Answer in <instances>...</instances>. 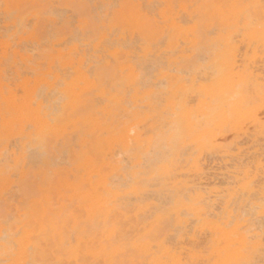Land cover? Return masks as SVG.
<instances>
[{"label":"rangeland","instance_id":"obj_1","mask_svg":"<svg viewBox=\"0 0 264 264\" xmlns=\"http://www.w3.org/2000/svg\"><path fill=\"white\" fill-rule=\"evenodd\" d=\"M75 1L76 0H0V4L20 3V4L36 5V6H40L38 9H36L37 11H41V12L48 14V20L44 24L41 25L39 30L28 33L24 48L26 52L29 55H31V57L35 60L36 64L44 65L52 73L59 72L63 79L66 77L68 78L67 80L68 82H70L71 79L76 76L75 68L79 66V63L83 64L84 70L88 71L87 74L92 79L94 76L93 71L103 66L105 64L106 59L109 58V56H107L108 52L102 51V50H105L104 48H107V49H110V51H113L115 46L120 45L122 48V53L120 55H124V56H126V54L127 56L132 55L131 57L133 58V60L131 59L130 62L135 66L136 72L138 74L136 78L137 89L139 90V95H138L139 100L137 103L138 106H136L134 103L130 101L132 96L135 94V92L131 95H128L129 98L126 96V100H128V104H129V106H127V103H125L124 106L126 107V110H124L119 105L113 106V104H111V108L115 116L113 117L114 119H110L109 122L112 123L113 121L111 130H114V128L116 127H121L122 122L130 121L134 113H138V119L143 120L139 125L140 128L138 129L139 132L141 133V136L138 141H134L132 143L131 149L129 150L130 152L126 153L124 156L116 155L114 157L115 160H122L120 164L122 163L126 164L127 160H130L127 162L128 168L126 167L125 169V167H122V169L120 170V175L111 173L110 167H106L103 172L109 175V179L112 183H114V185L120 186L121 188V186L124 185L123 182H125V185L129 184L130 182L128 178L129 176L133 178L132 176L133 173H135L136 171H139V173L137 174V177L134 178L136 181L134 185V190L135 188H140L143 190L139 192L140 193L139 199H136L133 201L123 199V202L125 203L124 211L127 213V216H122L117 211H113L114 213L113 219L121 220L124 223L125 227H133L137 229L136 222L139 223L140 226L142 224L148 225L152 223L150 219L145 218V216L143 215V210L149 207V205L162 206L164 209H171L175 205L174 201H172L173 191L171 189V180L165 177H162L159 180L152 179L153 175L159 171L160 166L165 164V162H174V165L180 168L179 170L180 174L177 176V179H182V180L195 179L201 182L202 186L208 189L207 190L208 193L206 195L207 196L212 195L214 199V202L212 203V205L208 206L207 208L209 210V214L213 216L217 214H222L224 211L223 210L224 200H225L224 196H226L227 194V188L236 186V184L234 183L235 179L233 178V176H236L238 173H241L242 170H244L245 168L249 166H254L257 155L258 156L260 155L261 157L262 154H264V146H263L264 139H262V132H264L263 131L264 129L261 130L260 127H256L254 123L251 121V119H246V120L241 121L240 124L236 126V128L233 127L232 122L226 123L222 129H219L216 131L219 135V139L215 147H213V145L210 143L206 149L202 150V153L196 150L195 158L197 156H199V159L201 158L200 164L203 167V173L201 175H196L194 171H189L190 170L189 168L191 166V163L189 161H191L194 158H193L191 149H188L187 151L185 149L187 145L193 144V143L191 142L190 137L183 135L179 126L173 121L174 116L170 113V109L168 107V104H169L168 98L170 96L169 79L174 80V81L176 80L177 77L185 79L189 86L194 85L195 88L199 87L200 84L211 86L213 83V79L217 76V73L215 70L216 65L213 64V62H214V53L218 50V46L216 44L211 45L209 48L210 51H205L203 53H200L198 56L200 55L201 57L203 56L201 59L200 57L199 58L183 57L182 59L181 53L179 51L177 53L172 54L170 51L167 50V36H168L167 34H169L170 31L169 29L165 27L160 11L161 9L165 7H171L174 10V12L178 14V17L182 25L184 27H188L193 24V21L190 20L189 14L181 10L183 5H187L189 11L191 12L192 10L198 8L200 5H202L201 7H204L208 3L211 4L213 2L215 3L219 2L222 5V4H235V3H250V0H198L200 2H198L197 0H77L78 2H75ZM195 1L198 3H196ZM117 5H123L126 7H123L117 10V8L115 7ZM73 6L76 8H73ZM109 7L110 8L112 7L111 8L112 10ZM146 7H148V9L150 10H148ZM83 10L85 12H83ZM131 10L138 18L141 19L143 24L145 23L151 24V25L156 26L158 31H162V28H163V31H166L164 32V36L162 38L163 40L160 39V40H157L156 43L154 41L153 42L154 44L153 43L151 44L152 45L151 52L149 50H145L143 46L144 42L141 39V37L138 36L139 33H135L137 31L132 30L131 27H129L127 31H125V29L122 27L120 28L119 33H118V30L113 31L110 27L109 22L117 14V11H119L121 15L123 13H126L128 15V12ZM77 13H79V15H77ZM82 13L84 14L86 13L85 15H87L91 19L93 17L92 20L94 21V25L95 23L98 24V25L96 24V27H94V30L95 28H98L102 25V27L98 29L100 30V32L105 31L109 36V40L111 44L109 43V40H108L109 44L108 43L104 44L103 49L99 48V50L102 49L101 53L100 51H97L94 49L95 48L94 45L97 42V39L95 37L96 34L95 36H93L94 34L91 35V33H94L93 31L91 33L89 32L86 33V31L83 28H79V31H80L79 32L77 31L78 24H73V23L71 24V22L73 21V18H78L80 14ZM108 13H110L111 15H107ZM184 13L185 15L183 16ZM194 14L195 16L193 19L196 21L199 19V14L198 12L197 14L196 13ZM158 15L161 20V23H153V21L156 19ZM180 16H183V19ZM184 17L186 18V22L182 21V20H185ZM187 19L189 21H187ZM56 22L57 23L59 22V23L57 24ZM211 22L208 21V23H211ZM18 27L19 25L15 24L13 19H9L4 15V10L2 7H0V89L2 88L6 95H9L10 93L16 94L17 90L25 92V89H27L28 91L32 92L34 98L36 99V102H39V101L43 102L44 110L51 112L53 107L60 106L62 103L66 101L65 97L63 96V92L67 91V85L64 88L57 87L54 83L56 78L54 77L53 74H52V77H53L52 80H43V79L41 80V77H39L38 75L30 76L29 72L34 71L33 65H29V64L21 65V64H18L15 60L6 57L5 46L7 42L5 40V37L6 35H10L12 32H14L16 28ZM210 27L211 26H209L208 29ZM235 27L236 26H229V27H225L224 29L226 30L230 29V30L235 31ZM123 31H125L124 32L125 40H119V37L121 36V34H123ZM108 32H110V34ZM215 32L216 33H213L210 36L211 37L216 36L218 30H216ZM111 33H113L114 35L111 36ZM133 35L136 39L133 38ZM92 37H95L96 41ZM139 37L141 40L139 39ZM127 38H129V40ZM124 41L128 43L130 42L129 43L130 45L128 43H125ZM161 41L165 42L166 44L162 43ZM63 42L64 44H62ZM113 42L115 45L113 44ZM131 42L133 45L131 44ZM234 42L237 43L239 46H242V49L240 47L237 53L238 62L240 60L238 65L243 66V65L250 63L259 70V73L261 75L264 76V54L261 53V45H258L257 43H253L249 45L248 40H244L243 36L235 39ZM122 43L124 44V46L127 47V45H129L130 47L128 46L127 47L128 49L124 48V46L122 47L123 45ZM180 44L181 45L178 48L179 50L187 46L183 40L180 41ZM31 49L33 50V52ZM190 51L191 50H186L185 54L190 55L191 54ZM149 54H151V56H149ZM102 55H105V56H102ZM135 56L137 59L135 58ZM170 58H173L175 60L170 62ZM102 59H105V60H102ZM191 59H193L194 62ZM137 60H138V63L140 64L139 66L140 67L143 66L141 68L142 70L139 67H137ZM149 60H151L152 62ZM71 61H72V64H69L68 62H71ZM85 62L86 64H84ZM149 62H151V64ZM185 62L187 63V65H185L186 64ZM64 63H67L68 65H65L66 66L65 67L63 66ZM210 65L211 67H209ZM68 67H70L71 69ZM165 67H169V68H165ZM173 68H175L174 71H172ZM149 69L151 72L149 71ZM170 69L172 70L170 71ZM187 70L190 73L189 76L187 74L188 73ZM89 71H91L92 73L91 72L89 73ZM128 72L129 71L125 73L128 74ZM65 74H67L68 76ZM141 75L143 76L141 77ZM165 75H168V76H165ZM209 75L211 76L209 77ZM198 76L200 79L197 78ZM207 77L209 78L206 79ZM141 79L143 82L144 81L145 82L144 83L141 82ZM159 79L161 82H164L166 86L164 83H163L164 85L160 83V81H158ZM2 82L4 84H7L9 87H6V86L3 87ZM41 84H43L44 87L42 89V93L40 92L39 94L40 97L37 99L36 90H37V87ZM80 86L83 87L84 84L81 83ZM110 87L111 86H107V91H110L113 93ZM245 89L247 91L246 93L248 94V103L250 107H257V113L262 119H264V110H262L260 98L256 96L252 84L249 83ZM249 90H251V92ZM88 92L89 93L91 92L93 94V97L95 98V102L97 105L96 109L101 110L107 107V105L109 104L108 101L106 99L104 101V98L96 96L97 94L96 90H91ZM198 97H199L198 92H194V94L188 98V106L190 108L194 110L197 109ZM249 101H251V103ZM255 101L257 103H255ZM0 102H1V99H0ZM217 103H218L217 101H214L212 102V105L216 107ZM146 104H149V106H144ZM5 106L6 104L2 103L1 108L4 109ZM224 109L228 110L229 106L225 105ZM98 116L103 117L104 115L101 113ZM200 120H201L202 127H206L207 129L212 128V124L210 123L207 124L206 119L201 117ZM229 120L232 121L234 120V118L231 115H229ZM1 122H2V119L0 117V124ZM75 134L77 137L75 136ZM17 136L19 135H12V136L4 135L2 138H0V236L4 235L2 234L3 231L6 234L13 230L14 225L11 223V221L8 220L7 216H9L10 214H14L15 208L18 205L25 203V201L31 202L36 205L35 210L40 212V209L43 206V204L41 206L40 200H38L34 196L35 191L37 189H40L42 186L47 187V186L54 185L55 183L59 181L61 173L67 174L69 171L72 170V168L74 167L72 164L73 158L71 156L72 147L77 152L81 151V148L78 147L79 146L78 145L79 136L76 132L74 133L73 129L71 128L68 129L67 137H70V139L77 138L75 139V142L77 141V144L74 143L73 140H71V143L73 142L72 144L71 143L69 145L65 144V139L64 138L62 139V137H60L61 140H59V144H58V147L55 153H52L50 151L48 145H45L43 143L42 144L39 143L38 145L37 141H35V142H31L27 144V149L24 154L25 157H22L21 156V143L24 142V140H17V141L12 140L11 144L13 146L9 144V141L12 138L17 137ZM86 136H88V133H86ZM104 136L106 137L108 136V134L105 132ZM157 140L159 141V143ZM153 143H155L156 145ZM66 145H68L69 147L66 148ZM157 145H159V147ZM75 146L78 147L79 151L77 147ZM119 147L120 146L114 145V150H118ZM16 148L18 149L16 150ZM85 149L88 152L91 151L92 153L96 154V156H98V158L102 161V156L94 152V150H92L93 148L91 145L87 146ZM161 149L164 150L162 154H161L162 152ZM157 150H161V152L159 151L158 153L156 152ZM41 151H46L49 158L55 155V158L61 164V167L60 168H50V170L52 171H49L48 167L43 166L44 164H46L49 158L44 155L47 159L43 160V158L45 159V157L39 153ZM59 151H62V152H59ZM183 151L187 153H184ZM159 154L162 155V158H161V155L159 157ZM209 154L210 156H208ZM144 155L145 157H147V159L145 160L143 158ZM166 155H168V157ZM148 156H150V159H148ZM234 156L236 159L233 161ZM251 156L252 158L250 159ZM124 157H127L128 159L126 160ZM153 157L155 161L152 159ZM155 158L159 160L156 161ZM160 159L162 160L160 161ZM151 161H154L155 163L154 162L150 163ZM141 162H145L146 165L143 164V166H141ZM151 164L153 165L151 166ZM17 166H19L22 169L21 175L16 177L15 178L16 180L12 178H8L6 181V174L12 172L14 169L17 168ZM71 172H73L74 174V180L69 181V183H73L76 180L75 176L78 173L76 170L71 171ZM57 173L59 175H57ZM127 174L129 175L127 176ZM121 175H122L121 179H118V177H120ZM50 176H51V180H50ZM53 177L55 178L53 179ZM94 179L97 180V177H94ZM117 179L119 180V183L118 181H116ZM145 180H147V182H145ZM211 181L212 182L214 181V182L212 183ZM229 181L230 182L232 181L234 184H232V182L230 183ZM257 189H259V185H257ZM211 190L212 192H209ZM26 191H28L27 192L28 194L26 193ZM6 192L8 193V195H6ZM32 193L33 195H31ZM73 193H74L73 188L69 186L68 184H66L65 186H62L61 190L57 192V199H58L57 203L60 205L59 211L63 212L65 216L71 213L74 209H78L76 208V201L71 200V196ZM29 194L31 195V197ZM254 194H257V196H253ZM254 194L252 195V197L251 196L249 197V196H246L240 193L239 194L240 196L238 195L240 197L238 198L239 199L237 201L238 203L234 201L231 207L236 209V211H234V214H236L237 216H238V213L240 214V216L238 217L244 218L245 211L249 216H254L256 219V225H257V230H258L259 207L257 208L256 206H259L260 193L255 192ZM167 197H170L171 200H169V198ZM235 204H237V208ZM218 205L221 207V209ZM44 208L47 209L48 211L50 208V205L45 202ZM31 211L32 210H29V215H31ZM187 219H188V222L184 225V228H176L168 234L170 238L172 237L173 233L175 234V231L179 232V233L177 232L178 235L176 234L177 235V237L175 236L176 238L174 237L171 238L172 240L174 238V241L170 239V241L173 242V244L169 241L173 246L177 248L182 249L185 247H192L197 244H200L207 238V233L205 231V227L203 223L194 222L192 220V217H188ZM190 223L192 224L190 225ZM15 226H19V225H15ZM94 227L100 230L101 225H99V223L96 222ZM191 227H193V229ZM81 228H83V226ZM2 229L3 231H1ZM186 237H188V239ZM4 239L5 237H0V251H1L0 254H2L0 255V258H3V255H4ZM46 239H47L48 247H45V244L43 243V246L46 248V250L44 254L41 256V258H39V260H53V259L59 258L62 252H60V250H55L54 248H52L53 244L51 240L52 238L50 235V229H48ZM65 258H67V256H65ZM257 259H259V256H257Z\"/></svg>","mask_w":264,"mask_h":264},{"label":"bare ground","instance_id":"obj_2","mask_svg":"<svg viewBox=\"0 0 264 264\" xmlns=\"http://www.w3.org/2000/svg\"><path fill=\"white\" fill-rule=\"evenodd\" d=\"M75 2H78V1L76 0ZM114 2H116V1H114ZM195 2H194V4H195ZM198 2H200V1H198ZM198 2H196V3H198ZM250 3L259 4V0H250ZM212 5H221V4L219 2H216V3L213 2L211 4L210 3L206 4V6H204V7H201L202 5H200V6L198 5L199 7L192 10L191 12L189 11L187 5H183L181 10L186 12L187 14H189L190 20L193 21V24L191 26H188V27H184L182 25V23L180 22V19L178 17V14L176 12H174V10L171 7H165L163 9H161V11H160V14L163 18V22L165 24V27L167 29H169V31H170V33L168 32L169 34H167L168 35L167 36V50L170 51L172 54L177 53L179 51L181 53L182 59H183V57H185V58L186 57H189V58H193V57L199 58L200 57V59H201L203 56L202 57H201V55L198 56L200 53H203L205 51H210L209 48L211 45L216 44L218 46V50L214 53V62H213V64L216 65L215 70H216L217 76L213 79V83L211 86L200 84L199 87L195 88L194 85L189 86L185 79H182L179 77H177L175 81L169 79V94H170V96L168 98V102H169L168 107L170 109V113L174 116L173 121L179 126L183 135L191 138V142L196 145V150L200 153H202V150L206 149L210 143L213 145V147H215L217 145L216 143L219 139V135L216 131L219 129H222L224 127V125L228 122H232L233 127L236 128V126L238 124H240L241 121L246 120V119H251V121L254 123V125L256 127H260L262 130V126H261L262 118L257 113V107H250V105L248 103V94L246 93L247 91L245 88H246V86H248L249 83H251L253 88H254L256 96L260 98V89H261L262 82H264V76L261 75L259 73V70L254 65H252L250 63L243 65V66L238 65L240 60L238 62V54L237 53H238L240 47L242 49V46H239L237 43L234 42V40L229 39L230 33L233 32L234 30H230V29L229 30H226V29L218 30L216 36H214V37L210 36V34L208 32V27L211 26V23H208V21L211 22V20L214 17L219 16L220 13L222 12L221 9L209 7ZM143 6H144V4H143ZM190 7H191V5H190ZM73 8H76V7L73 6ZM92 8H94V7H92ZM140 8H138V9H140ZM146 8L148 9V7H146ZM148 10H150V9H148ZM83 12H85V11L83 10ZM197 12L199 14V19L195 21L193 19L195 16L194 13L197 14ZM110 13H108L107 15H111ZM156 13H158V12H156ZM82 14H84V13H82ZM77 15H79V13H77ZM122 15L135 17L137 19V23L134 26H132L131 28H132V30L137 31L135 33H139L138 36L141 37L143 42L147 41L148 43L152 44L154 41L156 43L157 40H160V39L163 40L162 38L164 36V32H166V31H163V28H162V31H158L157 27L154 25L146 24V23L143 24L141 19L138 18L133 13L132 10L128 12V15L126 13H123ZM184 15H185V13L183 14V16ZM183 16H180V17L183 19ZM158 17H159V15H158ZM185 17H184L185 20L181 19L184 22H186ZM92 19H93V17H92ZM187 21H189V20L187 19ZM96 24L97 23H95L94 27H96ZM70 27H72V26H70ZM101 27H102V25L98 28H101ZM98 28H95V30H93L94 33H91V32H89V33H91V35L94 34L93 36H95L96 29H98ZM119 30H118V33L120 32ZM124 32L125 31H123V34H121V36L119 37V40H125V33ZM108 33L110 34V32H108ZM214 33H216V32H214ZM4 34H3V36H4ZM100 34H101L102 38H106L107 40H109V36L105 31L100 32ZM113 35L114 34L111 33V36H113ZM95 37H92V38H94V40H95ZM140 37H139V39H140ZM133 38H135L134 35H133ZM127 39L129 40V38H127ZM94 40H92V41H94ZM182 40L184 41V43H186L187 46L185 48L179 50L178 48L181 45L180 41H182ZM244 40H247V39L244 38ZM143 42H142V44H143ZM248 42H249L248 43L249 45L253 44V43H257L258 45H261V42L259 40L258 35L256 36V38L254 40H248ZM109 43H110V40H109ZM125 43H128V42H125ZM162 43H165V42H162ZM181 43H183V42H181ZM62 44H64V42ZM113 44H114V42H113ZM131 44H132V42H131ZM59 45H61V44H59ZM103 45L104 44H101L100 41L97 40V42L94 45L95 46L94 49L97 51H100V53L102 51H107L108 52L107 56H109V57H116L118 54L122 53V48L120 45L115 46L113 51H110V49H107V48H104L105 50H102L104 47ZM129 45H127V47ZM123 46H124V44L122 45V47ZM161 46H162V44H161ZM163 46H164V44H163ZM127 47L124 46V48H127ZM99 48H102L101 49L102 51L99 50ZM136 48H137V46H136ZM147 50H149L151 52V48L147 49ZM186 50H191L190 51L191 54L190 55L185 54ZM32 52H33V50H32ZM102 56H105V55H102ZM126 56H127V54H126ZM146 56H147V54H146ZM149 56H151V54H149ZM135 58H136V56H135ZM200 59H198V60H200ZM102 60H105V59H102ZM132 60H133V58H132ZM138 60H137V67H139L141 69L143 66L142 67L139 66L140 64L138 63ZM141 60H142V58H141ZM174 60L175 59L170 58V62H172ZM191 60H193V59H191ZM149 61H151V60H149ZM86 62L84 64H86ZM151 62H149V63L151 64ZM193 62H194V60H193ZM68 63L72 64V61L68 62ZM99 63H101V62H99ZM149 63H148V65H149ZM65 65H68V64L64 63L63 66H65ZM185 65H187V63ZM209 67H211V65ZM68 68H70V67H68ZM94 68H95V66H94ZM119 68L121 70V73L118 75L117 74V65L116 64L110 65L108 63V59H106L105 64L103 66H101V67L97 68L95 71H93L94 76L91 79L87 74L88 71L84 70L83 64L79 63V66L75 68L76 76L73 77L70 82L67 81V84H66L67 85V91L63 92V96L65 97L66 101L64 103H62L60 106L53 107L51 112H48L45 110L46 112L53 115L54 117H57V118L63 120L65 124L71 125L70 128L73 129V132L74 133L76 132L79 136L78 137V145L81 148V151L77 152L74 150L73 147L71 148V156L73 158L72 164L74 166L71 171L76 170L78 172L75 176L76 180L73 183H69V181H68V182L64 183L62 186H65L66 184H68L69 186H71L73 188L74 193L71 196V200L76 201V208H78V209L81 208L82 206H85V205H91L93 202H95V205L97 207H99L100 205H107V201L110 199L111 205L105 206L102 209L105 216H107L109 211H117L120 215L127 216V213L124 211L125 203L123 202V199H119V200L116 199V195H117V192L120 190V186L114 185V183H112L110 181L108 174H105L104 172H100L98 168L89 166L88 156H87L88 151L85 149L86 147L84 146V144L82 142V136H86V133H88V136L90 135L91 138H93V139H91V142L87 146L91 145L93 148L92 150H94V152H96L97 154L102 156V161H108V162L115 161V162H117L116 166H112L110 163V166H108V167H110L111 173L120 175V170L122 169V167H120L119 164L122 162V160H115L114 157L116 155H123L124 156L126 153L130 152L129 150L131 149L132 143L134 141H138L140 139L141 133L139 132L138 129L140 128L139 125L143 120L138 119V113H134L132 115V119L130 121L122 122V124L120 123L121 127H116V128H114V130H111V126L113 125V121H112V123H110L109 120L114 119L113 117L115 116L113 114L111 104H113V106L119 105L124 110H126V107L124 105H125V103H127V106H129L128 100H126V96L128 98H129V96L128 95L125 96L123 94V90L127 84L128 79H136L138 76L135 66L130 61L128 64H125L123 62H119ZM125 68H127V71H129L128 74H126L124 72ZM145 68H147V67H145ZM165 68H169V67H165ZM233 68L241 69L242 71H233L232 70ZM90 69H91V67H90ZM171 70L172 69H170V71ZM174 70H175V68H173L172 71H174ZM149 71H150V69H149ZM90 72L91 71H89V73ZM150 72H149V74H150ZM184 72H185V70H184ZM187 72H188V70H187ZM52 74L54 75V77L56 79L57 78L63 79L59 72H55ZM71 74H72V72H71ZM187 74L189 76L190 73L188 72ZM65 75H67V74H65ZM91 76H92V74H91ZM142 76L143 75H141V77ZM165 76H168V75H165ZM210 76L211 75H209V77ZM209 77H207L206 79H208ZM197 78H199V76ZM165 80H166V78H165ZM101 81H108V84H109L108 86H111L110 87L111 90L113 88H115L116 93L120 94L122 99H119V100L114 99V96L116 93L113 94L112 92L107 91V87H105L102 83H100ZM158 81H160V79ZM141 82H143L142 79H141ZM165 82H167V81H165ZM81 83L84 84L83 87L80 86ZM160 83L163 84L164 82L160 81ZM2 86L3 87L4 86L9 87L7 84H4L3 82H2ZM160 86H162V85H160ZM165 86H166V84H165ZM78 90H80V91H78ZM91 90H96L97 91L96 96L104 98V101H105V99L108 101L109 104L107 105V107H105L101 110L96 109L97 105L95 102V98L93 97V94L91 92L90 93L88 92ZM25 92L27 93L26 96H21L19 103H18L17 95L15 93H10L9 95H6L3 91V89L2 88L0 89V99H1L0 117L2 119V122L0 124V138H2L4 135H6V136L19 135L20 136L22 134V128L14 127L11 125L8 126L7 131L5 130L6 129V114H7V117L10 119L17 114L18 108H20L21 106H27V105L31 104V101L35 98H34L32 92L28 91L27 89H25ZM194 92H198V94H199L198 106H197L196 110H194L188 106V98L191 95H193ZM41 93H42V90H41ZM138 95H139V90L137 89L135 91V94L132 96V98L130 100L136 106H138V104H137L138 100H139ZM39 97H40V95H39ZM101 100H103V99H101ZM194 101H196V100H194ZM214 101L218 102L216 107H214L212 105V102H214ZM249 102L251 103V101H249ZM2 103L6 104L4 109L1 108ZM255 103H257V102L255 101ZM225 105L229 106L228 110L224 109ZM144 106H149V104H146ZM40 107L44 108L42 101L37 102V108H40ZM139 107H140V105H139ZM29 111L32 112L33 110H31L29 108ZM73 112H77L78 114L75 117H73L72 116ZM101 113L104 115L103 117L98 116ZM229 115H231L234 118V120H232V121L229 120ZM201 117L206 119L207 124H209V123L212 124V128L207 129L206 127H202L201 120H200ZM249 123H250V121H249ZM70 128H68V129H70ZM68 129H67V131H68ZM238 129H240V128H238ZM133 130H135V131L133 132ZM178 131H179V129H178ZM105 132L108 134V136H106V137L104 136ZM72 135H73V133H72ZM75 136H76V134H75ZM60 137H62V139L63 138L65 139V144L69 145L71 143V140H73V142L77 144V141L75 142V139H77V138L72 137L73 139H70V137H67V136L65 137V136H63V134H61ZM59 140H61V139H59ZM157 141H156V143H157ZM29 143H31V142H25L24 141L21 143V156L22 157H25L24 154H25L26 149H27V144H29ZM37 143H38V145H39V143L42 144L41 141H37ZM158 143H159V141H158ZM153 144H155V143H153ZM10 145H12V144H10ZM68 145H66V148L69 147ZM114 145L120 146L119 149L114 150ZM160 145H161V143H160ZM77 146H75V147H77ZM157 146L159 147V145H157ZM42 147H43V145H42ZM153 148H152V150H153ZM17 149L18 148H16V150ZM77 149H78V147H77ZM161 150H157L156 152L159 153V151L161 152ZM170 150H172V149H170ZM68 151H69V149H68ZM78 151H79V149H78ZM149 151H151V150H149ZM163 151L164 150H162L161 154L163 153ZM28 152H29V150H28ZM59 152H62V151H59ZM153 152H154V150H153ZM39 153L42 156L45 155L48 157V154L46 151H41ZM184 153H187V152H184ZM161 154H159V157ZM164 154H165V152H164ZM156 156H158V155H156ZM166 156L168 157V155H166ZM208 156H210V154ZM29 157H31V156H29ZM215 157H217V156H215ZM124 158L126 160L128 159L127 157H124ZM143 158H144V160L147 159V157H145V155ZM157 158H155L156 161L159 160ZM161 158H162V155H161ZM219 158H221V157H219ZM251 158H252V156L250 157V159ZM46 159H47L46 157H45V159L43 158V160H46ZM148 159H150V156H148ZM152 159L154 160V157ZM200 159H199V156L194 158V163H191V166L189 168L190 169L189 171H194L196 175H201L203 173V167L200 164ZM235 159L236 158L234 156L233 161ZM126 160H124V161H126ZM161 160L162 159H160V161ZM128 161H130V160H127V162ZM154 161H151L150 163H152ZM127 162H126V164L128 165ZM145 162H143V164L146 165ZM180 164H181V162H180ZM152 165L153 164H151V166ZM164 165L165 164L160 166L159 171H161L163 169ZM147 166H149V165H147ZM206 167H207V165H206ZM125 169H126V167H125ZM179 170H180V168L176 167L173 164L171 174L163 176V177L171 180V189L173 191L172 201H174V203L176 205L177 202H182L185 196H187L189 199H192V198L200 199V200H202V205H201L202 208L209 214V210L207 208H208V206L212 205V203L214 202L213 196L212 195L207 196L206 194L208 193L207 192L208 189L206 187H203L201 182H199L195 179H186V180L177 179V176L180 174ZM49 171H52V170H50V168H49ZM138 173H139V171H136L135 173H133V175H132L133 178H136ZM147 173H149V172H147ZM263 173H264V169L261 168V157H260V155L259 156L257 155L254 166H249V167L245 168L244 170H242L241 173H238L236 176H233V178L235 179L234 183L236 184V186L227 188V194H226V196H224L225 197L224 208H223L224 211H223V213L221 212L222 214H217V213L216 214L223 217L225 215V213L231 215L234 213V211H236V209L231 207V205L234 201H236V203H238L237 201L239 200L238 198H240L239 197L240 193L244 194L243 184L246 182V180L253 181L255 192L260 193V188H261L260 185H262V183H264V174ZM57 175H59V174L57 173ZM128 175L129 174H127V176ZM211 175H212V173H211ZM51 176H50V180H51ZM55 177H53V179ZM94 177H97V180H95ZM121 177H122V175L120 177H118V179H121ZM114 178H116V177H114ZM128 178H130V176ZM230 178H231V176H230ZM53 179H52V181H53ZM118 179L116 181H118V183H119ZM122 180H123V178H122ZM23 182H24V180H23ZM145 182H147V180H145ZM50 183H51V181H50ZM78 183H87L89 185L91 191L88 193L80 192L77 188ZM234 183L232 182V184H234ZM123 184L125 185V182H123ZM16 185H18V184H16ZM257 185H259V189H257ZM142 190L143 189L135 188V191H137V192H140ZM27 192L28 191H26V193ZM33 192H34V190H33ZM209 192H212V190ZM106 194H109V195H106ZM31 195H33V193ZM31 195H30V197H31ZM158 196H159V194H158ZM233 196H235V199L232 200L230 203L229 198L233 197ZM253 196H257V194H254ZM25 197H26V195H25ZM167 198H169V200H171L170 197H167ZM59 200H61V199H59ZM23 202H24V200H23ZM40 203H41V206H42V204H43V206L41 207L39 214L43 217L44 213L47 212V209L44 208V203H45L44 200L40 199ZM248 204H249V202H248ZM235 205L237 208V204H235ZM246 206H245V208H246ZM256 207L258 208L259 206H256ZM128 208H129V206H128ZM220 209H221V207H220ZM217 210H218V208H217ZM245 213H246V211H245ZM238 216H240L239 213H238ZM188 217H192V220L194 222H201L195 213H193L192 215H187V214L186 215H179L177 213L176 215L172 216L170 219L167 218L165 215V218L162 220L159 227H160L161 231L169 234L172 230H174L176 228H184V225L188 222V219H187ZM96 222H98L99 225H101V228L103 227V218L102 217H97L94 221L89 220L87 222L86 228L89 227V228H87V231L90 234H94L96 231H98V229H96L94 227ZM191 224L192 223H190V225ZM136 226H137L136 228L139 230L140 229H147V228L152 227V223L148 224V225L142 224L140 226L139 223L136 222ZM191 228L193 229V227H191ZM49 229H50V235H51V238H52L51 240H52V244H53L52 248H54L55 250H60V252H63L62 235H61L60 231L57 230L56 228H49ZM81 230H84V227L81 228ZM1 231H3V229ZM190 231H192V230H190ZM177 232L175 231V234L173 233L172 237L176 238L178 233H179V232L178 233ZM47 233H48V230L37 236L36 242H35V247H34V250L32 253L33 259L39 260V258H41V256L44 254V252L46 250L45 247H48L47 239H46ZM2 234L6 235L4 233V231ZM4 235H2L0 237H5ZM172 237L169 238V241ZM174 238H173V240L172 239L171 240L174 241ZM186 238L188 239V237H186ZM43 243L45 244V247L43 246ZM171 243L173 244V242H171ZM0 255H2V254H0ZM97 258H98V256L95 254L81 253V255H80L81 260H89L90 261V260L97 259Z\"/></svg>","mask_w":264,"mask_h":264},{"label":"snow or ice","instance_id":"obj_3","mask_svg":"<svg viewBox=\"0 0 264 264\" xmlns=\"http://www.w3.org/2000/svg\"><path fill=\"white\" fill-rule=\"evenodd\" d=\"M4 10V15L13 19L18 28L10 35H6L5 53L6 57L15 60L18 64H29L34 66V71L29 75H38L43 80H52V73L42 64H36L35 60L26 52L24 45L28 33L39 30L41 25L48 20V14L37 11L40 6L20 3L0 4ZM117 10L126 7L123 5L115 6ZM223 10L219 16L213 18L209 34L216 30H224L225 27L236 26L235 31L230 33L229 39L235 40L243 36L247 40H254L258 35L261 42V53L264 54V0H259V4L235 3L212 5ZM78 24L86 32L94 30L93 20L85 14H80L78 18H73L71 22ZM137 23L135 17L123 16L117 11V14L109 22L113 31L129 27ZM153 23H161L157 16ZM96 39L101 44H107L108 40L102 38L100 30L96 29ZM152 45L144 42L145 50L150 49ZM132 59L131 55L124 56L118 54L116 57H109L108 63L117 65V74L121 73L119 62L128 64ZM233 71H242L233 68ZM127 72V68L124 69ZM68 78H57L54 83L57 87L64 88ZM105 87L108 81H101ZM44 85L37 87L36 98ZM137 90V80L128 79L123 90V94L131 95ZM116 93V89H112ZM251 92V90H249ZM26 92L17 90V101L19 103L21 96H26ZM114 99H122L120 94L116 93ZM260 102L264 110V82L260 89ZM29 108L33 110L29 111ZM78 113L73 112L75 117ZM22 128L20 136L12 140H24L25 142L41 141L48 145L50 151L55 153L61 134L68 135L67 129L71 125L65 124L63 120L54 117L44 110L43 107L37 108L36 99L31 101L30 105L21 106L17 109V114L8 118L6 114V131L8 126ZM262 129H264V119L261 120ZM135 130H133L134 132ZM91 136H82V142L85 147L91 142ZM264 139V132H262ZM79 147V146H78ZM191 149L193 158L196 155L195 144L186 146V151ZM88 164L91 167L98 168L103 172L106 167L116 166L117 162L101 161L94 153H87ZM194 163V159L189 161ZM174 162H165L161 171L153 175V179L159 180L164 175H170ZM48 168H60L61 164L51 156L46 164ZM120 167H127L126 164H119ZM134 166V165H133ZM143 166V162H141ZM261 168L264 169V154L261 156ZM22 169L17 166L12 172L6 174L8 178L15 179L20 176ZM74 180L73 172L60 174V179L52 186H42L34 193L35 197L44 200L50 205L43 217L36 211V205L31 202H25L15 208V213L8 216V220L14 225L11 232L6 233L4 239V255L0 258V264H264V183H262L259 195V224L258 230L254 216L244 214V218L236 216L234 213L229 215L225 213L220 215L208 214L202 208V200L197 198L189 199L184 197L182 202H177L171 209H164L162 206H152L143 210L145 218L152 221V227L137 230L133 227H125L121 220L113 219V211H109L107 216L102 209L111 205V200L107 205L97 207L95 202L91 205L82 206L74 209L71 213L65 214L61 211L57 203V192L61 190L62 185L68 181ZM129 184L122 185L117 192L116 199H127L133 201L140 198V193L134 190L135 179L130 177ZM77 188L80 192L88 193L91 191L87 183H78ZM244 195L252 196L255 192L254 182L246 180L243 184ZM6 195L8 193L6 192ZM109 195V194H106ZM230 203L235 196L230 197ZM230 206V205H229ZM29 210L31 215H29ZM192 215L195 213L204 224L207 238L192 247L177 248L169 242L168 233L161 231L159 225L165 218H171L176 215ZM139 215V213H138ZM97 217L103 218V227L90 234L86 225L89 220H95ZM19 225V226H15ZM84 230H81V227ZM49 228H56L62 235L63 252L61 256L53 260H36L32 258L36 238L39 234L47 231ZM81 253L95 254L97 259L81 260ZM67 256V258H65ZM259 256V259H257Z\"/></svg>","mask_w":264,"mask_h":264}]
</instances>
